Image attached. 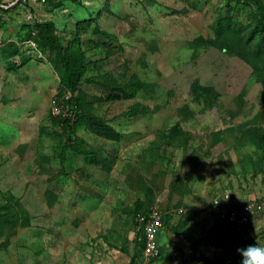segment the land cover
<instances>
[{"label": "rangeland", "instance_id": "obj_1", "mask_svg": "<svg viewBox=\"0 0 264 264\" xmlns=\"http://www.w3.org/2000/svg\"><path fill=\"white\" fill-rule=\"evenodd\" d=\"M261 13L264 0H18L1 13L0 264H141L138 197L174 217L172 255L160 247L152 264H180L200 242L206 264L264 247V43L249 37ZM38 23L85 66L75 90ZM70 97L81 116L68 127L51 107ZM244 205L260 206L252 243L209 236Z\"/></svg>", "mask_w": 264, "mask_h": 264}, {"label": "trees", "instance_id": "obj_2", "mask_svg": "<svg viewBox=\"0 0 264 264\" xmlns=\"http://www.w3.org/2000/svg\"><path fill=\"white\" fill-rule=\"evenodd\" d=\"M241 3L240 1H238ZM243 2V1H242ZM242 4V3H241ZM226 20H224L225 22ZM230 22V20H228ZM229 22H225L227 26H229ZM253 27L250 28V34L249 37H252L254 35H260L259 42L264 43V14L261 13L260 18L256 19L254 17V22H253ZM36 28L38 29V39L40 42L43 44V46L47 47L48 49L56 52L60 62H61V69L62 73L60 76V84L64 88H68L70 90H75L76 88V80H75V75H79L82 72L85 71V66L82 64V62L77 63L76 60L73 58L71 52V47L69 46H60L56 42H54L51 37L48 35L49 29H50V24L49 23H38L36 24ZM264 48V47H263ZM195 92H199L202 95L206 94H215V92L211 88L207 87H199L197 84L194 85ZM66 106L70 109L72 112V119L71 117L69 118H62L64 126L70 127L72 124V121L75 122L76 119L81 116V111H79V100L75 97H70L67 100ZM75 118V121H74ZM72 120V121H71ZM257 141L260 143L263 141L264 143V135H260L257 138ZM262 143V142H261ZM143 204L137 200L134 204V209L132 210L131 213H133L134 217V225L135 223V218L138 214L144 213L145 211L142 210ZM167 218V217H166ZM209 235H217L221 236L224 241L230 240L232 237L237 238L240 241L244 242L245 244H250L253 242L255 239L253 238H243V236L239 233L235 232V228L232 226H228L225 223V220L221 221H216L214 222L213 226L209 230ZM143 245V242H142ZM143 250V249H142ZM197 257L191 256L189 257L190 260H195ZM200 259H204L203 256L200 257ZM186 260L183 262V264H187L189 261ZM130 264H133L130 262Z\"/></svg>", "mask_w": 264, "mask_h": 264}, {"label": "built area", "instance_id": "obj_3", "mask_svg": "<svg viewBox=\"0 0 264 264\" xmlns=\"http://www.w3.org/2000/svg\"><path fill=\"white\" fill-rule=\"evenodd\" d=\"M18 0H13L11 5L17 3ZM24 3L26 2H36L38 0H20ZM3 3V0H0ZM0 3V5H3ZM1 41V37H0ZM52 114L55 116H61L64 118L72 117V112L70 109L64 105H60L56 100L52 101ZM261 206H264V199ZM254 208H260L259 205H244L235 206L230 208L227 213L224 215L223 220H225L226 225L232 226L235 228V232L241 234L244 238V228L248 223V213ZM183 210H179L178 214H183ZM135 229L136 233L141 235L143 242V251H142V260L141 264H151V261L158 258L160 255V250L158 247V233L163 226L161 216L155 210H150L144 213H140L135 218ZM196 264H203L201 261L196 262Z\"/></svg>", "mask_w": 264, "mask_h": 264}, {"label": "crops", "instance_id": "obj_4", "mask_svg": "<svg viewBox=\"0 0 264 264\" xmlns=\"http://www.w3.org/2000/svg\"><path fill=\"white\" fill-rule=\"evenodd\" d=\"M13 2V0H3V3L2 2H0V3H2L3 5H0V16H1V13H4L5 12V10L6 9H8V8H10L12 5H11V3ZM3 24H4V22H0V37H1V40H2V38H3V33H4V28H3ZM204 176H202V178H203ZM199 178V176L198 177H196L195 179H194V181L196 180V181H198L197 179ZM207 181V180H206ZM209 188H210V186H208V190H209ZM197 190L199 191V193H200V196H203V197H206L207 196V192H208V190L207 191H203L202 190V187L201 186H198L197 187ZM201 191V192H200ZM150 198V197H149ZM137 200H141L140 199V197H138L137 198ZM136 200V201H137ZM152 200H157L156 199V197L153 199L152 198ZM141 202V201H140ZM202 203V205H203V201H201ZM185 203H188V201H186ZM189 204V203H188ZM156 205V204H155ZM146 212V211H145ZM167 217V218H166ZM161 219H162V223H163V226H162V228L160 229V231H159V233H158V238H157V242H158V247H159V250H160V247H166V249H167V253L165 254V255H167V254H171L172 255V251H171V248H173V246L170 244V242H169V236H166L165 235V227H167V226H169V224L170 223H172L173 222V220H174V217H172L170 214H166L164 217H161ZM196 222L199 224V218H197L196 219ZM214 224V223H213ZM213 224H212V226H213ZM211 226V227H212ZM211 229V228H210ZM209 229V230H210ZM209 232V231H208ZM209 234V233H208ZM136 240L139 242V245L141 246V257H142V249H143V245H142V239H141V235L140 234H137L136 233ZM165 236L166 237V241L167 242H165V244H163V243H161L160 242V238H159V236ZM209 236H211V237H214V238H218V239H220V240H222L223 238L221 237V236H217V235H209ZM171 239V238H170ZM231 239H235V241H237V240H239V239H237V238H231ZM229 241H231V240H229ZM205 242H200V244H201V247L202 248H199L198 249V251L197 250H195V249H192L193 251L191 252L192 253V255H190V257L191 256H195V257H197V259H195V260H188L189 262L188 263H190V262H192V264H196V262H198V261H201L202 263H204V264H206V262H208L210 259H212V255H209V254H207L206 252H207V250L208 249H205V244H204ZM252 243V242H251ZM226 246V245H225ZM204 250H206V251H204ZM225 251L227 250L226 248L224 249ZM227 253V251L225 252V254ZM201 256H203L204 257V259L202 260V259H200V257ZM208 258H209V260H208ZM154 261V260H153ZM152 261V262H153ZM184 261H186V260H184ZM183 261V262H184ZM152 262H151V264H152ZM183 262H181L180 264H183ZM187 263V264H188Z\"/></svg>", "mask_w": 264, "mask_h": 264}, {"label": "clouds", "instance_id": "obj_5", "mask_svg": "<svg viewBox=\"0 0 264 264\" xmlns=\"http://www.w3.org/2000/svg\"><path fill=\"white\" fill-rule=\"evenodd\" d=\"M237 252L241 256V264H264V247L249 245L238 248Z\"/></svg>", "mask_w": 264, "mask_h": 264}]
</instances>
